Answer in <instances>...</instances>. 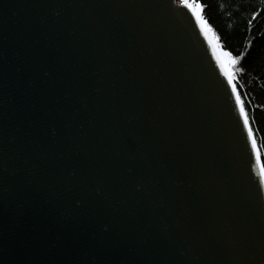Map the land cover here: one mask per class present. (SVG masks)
Masks as SVG:
<instances>
[{
  "label": "water",
  "instance_id": "obj_1",
  "mask_svg": "<svg viewBox=\"0 0 264 264\" xmlns=\"http://www.w3.org/2000/svg\"><path fill=\"white\" fill-rule=\"evenodd\" d=\"M233 86L180 0H0V264H264Z\"/></svg>",
  "mask_w": 264,
  "mask_h": 264
},
{
  "label": "trees",
  "instance_id": "obj_2",
  "mask_svg": "<svg viewBox=\"0 0 264 264\" xmlns=\"http://www.w3.org/2000/svg\"><path fill=\"white\" fill-rule=\"evenodd\" d=\"M221 49L236 58L233 84L264 163V0H199Z\"/></svg>",
  "mask_w": 264,
  "mask_h": 264
},
{
  "label": "snow or ice",
  "instance_id": "obj_3",
  "mask_svg": "<svg viewBox=\"0 0 264 264\" xmlns=\"http://www.w3.org/2000/svg\"><path fill=\"white\" fill-rule=\"evenodd\" d=\"M180 3L184 5V7L188 8L192 15L195 17L197 24L199 25L200 31L203 33L205 39L211 47V52L213 57L215 58L217 64L219 65L220 71L223 73L225 77L228 79V83L232 84L233 82V71L232 68L236 64V58H233L232 54L228 51H225L220 48L218 38L212 33L211 28L208 27L207 22L203 18L202 5L199 3V0H180ZM233 93H236V87L232 88ZM237 103L240 104V96L236 95ZM240 114L243 117L244 125L248 131V139L251 143L252 152L255 157L254 167L260 169L261 178L264 179V163L261 160V153L257 147L256 139L253 135L252 129L248 127L249 118L245 113L244 107L241 104Z\"/></svg>",
  "mask_w": 264,
  "mask_h": 264
},
{
  "label": "rangeland",
  "instance_id": "obj_4",
  "mask_svg": "<svg viewBox=\"0 0 264 264\" xmlns=\"http://www.w3.org/2000/svg\"><path fill=\"white\" fill-rule=\"evenodd\" d=\"M233 71V70H232Z\"/></svg>",
  "mask_w": 264,
  "mask_h": 264
}]
</instances>
